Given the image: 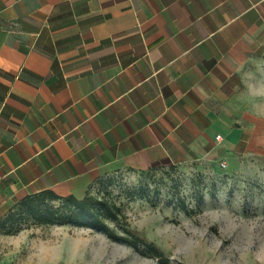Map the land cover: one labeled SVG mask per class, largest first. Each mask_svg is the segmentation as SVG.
<instances>
[{
    "label": "crops",
    "instance_id": "obj_1",
    "mask_svg": "<svg viewBox=\"0 0 264 264\" xmlns=\"http://www.w3.org/2000/svg\"><path fill=\"white\" fill-rule=\"evenodd\" d=\"M258 58L264 0H0V220L114 168L246 161L264 117L237 66Z\"/></svg>",
    "mask_w": 264,
    "mask_h": 264
},
{
    "label": "rangeland",
    "instance_id": "obj_2",
    "mask_svg": "<svg viewBox=\"0 0 264 264\" xmlns=\"http://www.w3.org/2000/svg\"><path fill=\"white\" fill-rule=\"evenodd\" d=\"M258 148L228 170L114 168L89 193L121 205L123 221L155 242L169 264H264V140ZM28 224L16 243L0 240L1 264H163L92 228Z\"/></svg>",
    "mask_w": 264,
    "mask_h": 264
},
{
    "label": "trees",
    "instance_id": "obj_3",
    "mask_svg": "<svg viewBox=\"0 0 264 264\" xmlns=\"http://www.w3.org/2000/svg\"><path fill=\"white\" fill-rule=\"evenodd\" d=\"M123 215L121 205L91 195L89 191L80 198L75 195L61 196L53 190H43L18 201L0 220V232L7 235L18 234L30 225L29 222L38 226L88 227L106 233L115 241L125 242L144 255L154 256L163 264H169V258L160 247L139 235L135 228L123 221ZM110 222L120 224L122 232L111 226Z\"/></svg>",
    "mask_w": 264,
    "mask_h": 264
},
{
    "label": "clouds",
    "instance_id": "obj_4",
    "mask_svg": "<svg viewBox=\"0 0 264 264\" xmlns=\"http://www.w3.org/2000/svg\"><path fill=\"white\" fill-rule=\"evenodd\" d=\"M244 94L251 102V110L264 117V110H257V102L264 101V58H258L249 66H237Z\"/></svg>",
    "mask_w": 264,
    "mask_h": 264
},
{
    "label": "built area",
    "instance_id": "obj_5",
    "mask_svg": "<svg viewBox=\"0 0 264 264\" xmlns=\"http://www.w3.org/2000/svg\"><path fill=\"white\" fill-rule=\"evenodd\" d=\"M218 139H220L221 138V135H219L218 137H217ZM225 164H223V166H224ZM54 264H62L61 262H56V263H54Z\"/></svg>",
    "mask_w": 264,
    "mask_h": 264
}]
</instances>
